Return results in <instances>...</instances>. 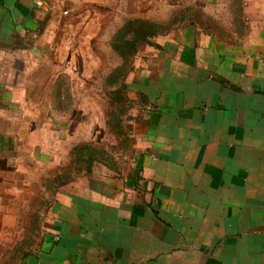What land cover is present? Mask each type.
<instances>
[{
	"label": "crops",
	"instance_id": "obj_1",
	"mask_svg": "<svg viewBox=\"0 0 264 264\" xmlns=\"http://www.w3.org/2000/svg\"><path fill=\"white\" fill-rule=\"evenodd\" d=\"M100 1L0 0V231L32 222L35 139L9 113L50 77L28 64L51 61L26 50ZM240 1L239 39L190 22L138 41L132 172L103 167L61 186L15 264H264V0ZM69 78H50V103Z\"/></svg>",
	"mask_w": 264,
	"mask_h": 264
},
{
	"label": "rangeland",
	"instance_id": "obj_2",
	"mask_svg": "<svg viewBox=\"0 0 264 264\" xmlns=\"http://www.w3.org/2000/svg\"><path fill=\"white\" fill-rule=\"evenodd\" d=\"M62 7H67L66 3ZM240 7V0H101L88 4L82 14H65L58 31L40 33L35 49L26 52L47 55L51 63L40 59L38 64H28V69L48 71L50 77L35 80L36 94H21L9 113L19 121V134L35 139L34 176L29 177L28 185L32 192L27 196L29 206L22 209L25 219L32 222L1 227L0 264L20 260L30 245L29 237L35 233L36 238L41 230L42 207L61 186L94 171L102 172L103 167L120 174L131 173L134 168L138 149L128 123L135 102L124 83L134 68L137 51L126 48L125 39L115 38L116 28L134 16L174 21L172 24L194 18L217 23L228 30L220 31V35L239 39L246 32L231 30L237 27L236 21L244 26ZM59 70H67L74 78L63 83L67 94L52 96L50 103L43 91ZM19 84L26 88V81ZM81 142H91L99 149L91 164L74 152Z\"/></svg>",
	"mask_w": 264,
	"mask_h": 264
},
{
	"label": "trees",
	"instance_id": "obj_3",
	"mask_svg": "<svg viewBox=\"0 0 264 264\" xmlns=\"http://www.w3.org/2000/svg\"><path fill=\"white\" fill-rule=\"evenodd\" d=\"M179 18H181V16ZM193 19L194 18H192L191 19L192 21H190V22H197ZM190 22H187V23H190ZM172 23H174V21L163 23L161 21L151 19V18H147V17H141V16L129 17L116 30L115 38L119 39V40L125 39L126 40V48L128 47L132 51H137L138 50L137 44H138L139 40L150 41L151 37H153L154 35H156L158 33L167 32V31L173 29L174 27H177L178 25L186 24V22H183L181 24H172ZM201 23H203L204 25H206L207 27H209L213 30H216L217 33H219L220 31L221 32L228 31L227 29H225L223 27H219V25L217 23H214V22H212V23L201 22ZM236 23H238L237 27L242 25V23H240L238 21H236ZM239 31L241 32V30H239ZM239 31H237V32H239ZM224 37L228 38L227 36H224ZM228 39H231V38H228ZM232 40H235V39H232ZM116 47L118 49H122V47H121V45H119V43L116 44ZM124 85L128 89V84L124 83ZM55 106L58 107V103H56ZM98 150L99 149L95 145H93L91 142H81V143L76 144L74 147V152H76V154H78L80 157L83 156L85 158L86 162H89L90 164L95 160V155L97 154ZM37 233H39V232H37ZM35 236L36 235L34 233L32 238L33 237L35 238ZM32 238L29 237V239H28V241H30V244L33 241ZM34 240H36V238ZM25 251L26 250H24L23 252H25Z\"/></svg>",
	"mask_w": 264,
	"mask_h": 264
},
{
	"label": "built area",
	"instance_id": "obj_4",
	"mask_svg": "<svg viewBox=\"0 0 264 264\" xmlns=\"http://www.w3.org/2000/svg\"><path fill=\"white\" fill-rule=\"evenodd\" d=\"M65 12H67V10H65Z\"/></svg>",
	"mask_w": 264,
	"mask_h": 264
}]
</instances>
